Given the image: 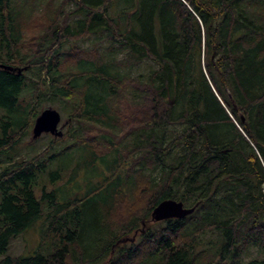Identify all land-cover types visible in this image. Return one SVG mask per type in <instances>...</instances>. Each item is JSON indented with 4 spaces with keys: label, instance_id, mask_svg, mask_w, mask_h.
I'll return each instance as SVG.
<instances>
[{
    "label": "trees",
    "instance_id": "obj_1",
    "mask_svg": "<svg viewBox=\"0 0 264 264\" xmlns=\"http://www.w3.org/2000/svg\"><path fill=\"white\" fill-rule=\"evenodd\" d=\"M0 64V155L68 126L0 171V264H264V0H0Z\"/></svg>",
    "mask_w": 264,
    "mask_h": 264
},
{
    "label": "rangeland",
    "instance_id": "obj_2",
    "mask_svg": "<svg viewBox=\"0 0 264 264\" xmlns=\"http://www.w3.org/2000/svg\"><path fill=\"white\" fill-rule=\"evenodd\" d=\"M69 21L71 22L72 19H70ZM34 34H35V30H34V27L31 25L29 31L27 32V39H30ZM86 45H89V42L85 43V46ZM144 69H145V66L142 65L138 67L137 69H135L133 71V74L143 72ZM49 107L56 109L55 106L50 105L48 103L44 104L43 109L49 108ZM65 121H66V118L61 116L60 125L63 124ZM67 131H68V126L66 125L62 128L61 138L65 139L64 141L68 139V137L66 136ZM31 135L32 134L30 131V136L24 138L22 140V143L19 144L13 151L9 152L7 155H0V171L5 164L11 167L10 165L12 164L15 165L17 162L19 163L20 160L22 159L32 158L34 155L42 151L44 147H46L49 141L48 139L52 138L54 141H56L57 139L50 135L44 134V135H41L39 138L33 140L31 138ZM61 138H58V139H61ZM262 188H263V193H264V184L262 185ZM40 226H41V223L37 221L35 224L25 229L20 235L14 238L10 242L7 254L11 256L34 254L37 250V247L40 241ZM214 237L215 236L210 235V233L206 234L202 239H200L198 248L201 249L207 246L213 240Z\"/></svg>",
    "mask_w": 264,
    "mask_h": 264
},
{
    "label": "water",
    "instance_id": "obj_3",
    "mask_svg": "<svg viewBox=\"0 0 264 264\" xmlns=\"http://www.w3.org/2000/svg\"><path fill=\"white\" fill-rule=\"evenodd\" d=\"M0 68L7 71H16L19 75L20 70L12 69L9 66L0 64ZM61 115L53 108H45L36 117L31 130V138L37 139L41 135L47 134L54 138L62 137V128L67 125V121L60 125ZM60 125V126H59ZM194 211V207L186 208L181 202L175 200H164L160 202L151 212L152 222H161L167 219H182Z\"/></svg>",
    "mask_w": 264,
    "mask_h": 264
}]
</instances>
